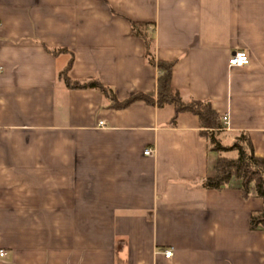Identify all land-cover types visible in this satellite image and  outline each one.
Returning a JSON list of instances; mask_svg holds the SVG:
<instances>
[{"label":"crops","instance_id":"crops-1","mask_svg":"<svg viewBox=\"0 0 264 264\" xmlns=\"http://www.w3.org/2000/svg\"><path fill=\"white\" fill-rule=\"evenodd\" d=\"M132 21L185 100L229 116L223 144L247 133L264 157V0H0V264H264L263 199L201 186L220 154L199 117L113 106L157 96ZM72 55L70 77L109 94L66 85Z\"/></svg>","mask_w":264,"mask_h":264},{"label":"trees","instance_id":"trees-1","mask_svg":"<svg viewBox=\"0 0 264 264\" xmlns=\"http://www.w3.org/2000/svg\"><path fill=\"white\" fill-rule=\"evenodd\" d=\"M146 24L131 22L132 33L141 37L146 44V57L148 62L156 66L161 74L158 77L157 96H151L145 93H137L124 101H119L113 94L112 104L116 108H123L134 101L142 100L151 105L163 107L173 105L176 114L171 121L172 125L177 124L178 114L181 112H191L200 119L202 135L208 138L211 150L218 152L220 155L215 166L216 173L212 177L205 178L201 186L208 189H222L230 185L232 180H240L242 183V194L248 197L253 190L256 196L264 201V157L257 156L254 152L253 144L247 133H241L230 145L223 144L220 134L224 130L218 112L209 101L190 98L185 100L179 89L172 85L173 62L159 61L156 59L152 46L154 36H149L144 30ZM66 51V49H55L51 52L57 54ZM74 56L62 72V77L66 85L70 88H96L106 94L110 90L105 87L99 80L79 81L74 80L69 75L72 67ZM234 156H227L230 153ZM250 226L252 229L261 227L264 229V207L260 211H255L250 217Z\"/></svg>","mask_w":264,"mask_h":264},{"label":"built area","instance_id":"built-area-1","mask_svg":"<svg viewBox=\"0 0 264 264\" xmlns=\"http://www.w3.org/2000/svg\"><path fill=\"white\" fill-rule=\"evenodd\" d=\"M250 62V56L246 51H237L235 52L231 58L229 59V66H242V65H247ZM3 70L2 66H0V72ZM223 128L227 129L229 127L230 121H229V116L224 115L221 119ZM100 125H105V122H100ZM154 149L153 148H147L145 150V154L147 155H152L154 154ZM6 255L5 250H0V257H4ZM164 255L166 258H170L173 255V250H166L164 252Z\"/></svg>","mask_w":264,"mask_h":264},{"label":"rangeland","instance_id":"rangeland-1","mask_svg":"<svg viewBox=\"0 0 264 264\" xmlns=\"http://www.w3.org/2000/svg\"><path fill=\"white\" fill-rule=\"evenodd\" d=\"M230 137V136H229ZM230 141H232V140H230ZM235 155V153H230V154H228L227 156H229V157H232V156H234Z\"/></svg>","mask_w":264,"mask_h":264}]
</instances>
